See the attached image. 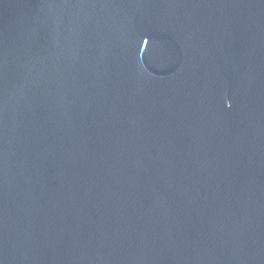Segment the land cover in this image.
<instances>
[{
  "label": "water",
  "instance_id": "water-1",
  "mask_svg": "<svg viewBox=\"0 0 264 264\" xmlns=\"http://www.w3.org/2000/svg\"><path fill=\"white\" fill-rule=\"evenodd\" d=\"M0 264H264V0H0Z\"/></svg>",
  "mask_w": 264,
  "mask_h": 264
}]
</instances>
